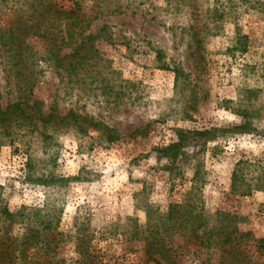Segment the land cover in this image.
Segmentation results:
<instances>
[{"label":"rangeland","instance_id":"rangeland-1","mask_svg":"<svg viewBox=\"0 0 264 264\" xmlns=\"http://www.w3.org/2000/svg\"><path fill=\"white\" fill-rule=\"evenodd\" d=\"M30 1L6 0L15 9H0L1 19L28 16ZM75 1L53 0L67 11ZM81 1L96 17L87 30L107 28L78 68L69 42L57 58L49 39H29L20 80L33 81L31 105L53 119L44 130L42 122L35 130L12 121L14 143L0 127L1 204L43 209L52 221L62 210L65 248L57 259L68 263L84 239L104 264H154L145 261L138 229L165 234L161 216L172 204L264 238V0H105L110 9L102 13L94 0ZM7 63L0 59L4 107L26 99ZM245 123L252 131L192 141L175 160L159 150L180 129L217 135ZM48 176L51 186L34 182ZM172 237L177 245L188 240L180 264H237L220 250H199L192 234ZM249 239L248 264H264Z\"/></svg>","mask_w":264,"mask_h":264},{"label":"trees","instance_id":"trees-1","mask_svg":"<svg viewBox=\"0 0 264 264\" xmlns=\"http://www.w3.org/2000/svg\"><path fill=\"white\" fill-rule=\"evenodd\" d=\"M94 1L95 5L100 6L101 13L105 11L104 9H110V5L104 4L105 0L102 2L100 0ZM4 2L6 0H0L1 11H3V7L8 8L9 11L15 9L14 6L7 7ZM83 2L85 1L76 0L71 10L67 11L53 0H32L29 3L32 10L28 13V16L19 14L9 21L2 20L0 12V59H6L7 64L16 70L17 77H19L16 85L19 91L23 90L26 94V99L19 96L18 101L6 107L0 102V127L3 129L4 138L10 137L7 140L9 143H14L17 140L14 136L18 135L11 136L12 126L10 124L12 121H21L20 119H22L24 123L28 120L32 125V129L35 130L39 128V122H42L44 130L47 129V123H50L53 119L52 114L44 116L42 109L37 107L36 101L31 105L30 98L34 90L33 81L25 80L24 82L23 79L20 80L24 75L23 67L27 66V61L30 58L29 49H31V44L29 39L33 36L49 39L50 44L53 46V49L49 50V55L54 53L57 58L63 45L69 42V47L72 48L69 57L78 58V60L73 61L72 66L78 68L83 60L89 57L87 55L90 54L91 50H95V42L100 32L106 31V25L98 32L87 30L96 17L84 11ZM2 13L7 14L8 12ZM11 14L13 16V11L8 15L11 16ZM51 14L53 17H50ZM42 15H47L48 19H41ZM62 26H64L63 29ZM58 39H60L59 44ZM29 109L31 111H28ZM238 130L242 132L244 130L252 131L249 123L233 128H220L219 131L221 132L217 135H214L211 130L180 129L177 132V141L159 148V150L164 157L175 160L186 154V147L192 141L199 140L201 142L202 140L206 144L207 141L218 137H229L231 133ZM28 167L30 170V163H28ZM73 179H80V176L65 178V181ZM34 182L47 187L55 183L51 181L49 176L46 178L41 177ZM1 203L0 200V264H59V261L61 264H104L99 253L93 249L90 242L85 245L84 239H81V242L77 244L75 243L76 258H71L69 263L66 258L57 259L61 254V249L65 248V246H62V242H65L64 235L57 232L62 210L58 213L60 215H58L56 221H52L41 215L43 209L28 211L23 209L22 211L12 212L7 205ZM183 209H185V212L180 213ZM188 210L186 204H172L170 206L167 214L161 216L165 220L163 222V225H165L163 232L165 234L161 231L155 233L151 231L148 234L147 229L141 227L138 229V233L142 234L140 239L144 242L143 250L147 256L146 262L164 264L163 261H165L167 264H180L182 249L187 247L188 240L183 245H177L172 237L177 230L184 236L192 234L195 239L194 246H197L199 250L205 249L207 252L212 249L220 250L223 255L225 254L232 259L233 263L237 264L252 262L253 256L247 253V238L256 243V251H264V238L255 239L252 237L251 231H241L237 226L228 222L211 223L203 210L196 212ZM219 214L217 213V216ZM32 217L33 219H31ZM216 220L218 219L216 218ZM22 223H28L26 231L15 233L14 226Z\"/></svg>","mask_w":264,"mask_h":264}]
</instances>
